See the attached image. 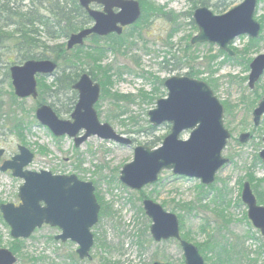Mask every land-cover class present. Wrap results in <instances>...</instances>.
Listing matches in <instances>:
<instances>
[{"label":"rangeland","instance_id":"rangeland-1","mask_svg":"<svg viewBox=\"0 0 264 264\" xmlns=\"http://www.w3.org/2000/svg\"><path fill=\"white\" fill-rule=\"evenodd\" d=\"M148 1L164 12L151 14L145 23L139 24L140 19L126 28L121 36L127 39L125 44L120 48L108 47L97 67L90 68L83 59L73 70L81 75L92 69L100 85L105 78L103 70H108L112 83L104 95L101 92L95 109L102 124H109L117 134L133 141L130 147L98 137H91L76 147L70 137H55L36 118L40 98L22 100L14 93L10 68L26 61H21L13 38L8 37L0 47V149L6 152L4 159L17 154L18 147L24 146L35 156L28 168L30 171L75 175L82 182L92 183L96 197L101 200L99 222L92 229L94 246L89 260L79 258L76 243L57 241L55 238L61 231L50 226L36 230L29 239H13L0 211V248L11 251L18 259L17 264H185L178 240H154L150 231L152 221L143 206L146 199L181 217V236L188 234L185 241L197 248L213 239L231 250L235 264H264V236L249 220L248 207L241 199L250 173L255 178L254 185L264 195V163L257 159L264 149V115L256 127L253 117L254 109L264 100V75L254 89L249 87L250 65L259 55H264V0H259L255 14V20L262 26L260 38H237L229 47L234 57L217 44H191L199 33L193 15L202 7L201 0ZM207 1L206 7L216 16L225 15L244 2ZM23 5L28 6V2ZM93 25L92 21L87 28ZM5 30L9 34L13 32L12 28ZM109 37L101 38V44H108ZM68 39L42 41L49 47L65 45L67 49ZM251 41L256 44L252 45ZM95 46L89 38L80 48ZM77 50L78 47L67 49V54L73 55ZM38 51L45 49L40 47ZM49 60L58 65L57 72L53 77H39L38 90L39 82L44 80L41 85L45 105L54 103L60 119L70 120L73 110L66 111L62 106L67 96L63 91L57 95L52 93L59 88L56 79L63 74V62L56 57ZM178 76L205 82L224 106L225 128L231 138L223 157L230 163L218 173L212 188L202 185L200 180L164 171L158 184L141 191L132 190L120 181L122 168L133 161L136 147L149 146L154 141L153 148H158L170 134L171 125L153 127L148 112L156 108L158 100L167 97L162 82ZM116 97H126V100L114 101ZM247 132L253 134V139L241 144L239 138ZM189 137L190 131L181 134L182 140ZM22 185L23 180L0 170V205H18ZM220 191L222 197H218ZM187 205L191 211L186 210ZM102 208L108 214L104 211L101 215ZM15 247L19 251H13ZM211 260L214 262L204 259L205 264H216L214 255Z\"/></svg>","mask_w":264,"mask_h":264},{"label":"water","instance_id":"water-1","mask_svg":"<svg viewBox=\"0 0 264 264\" xmlns=\"http://www.w3.org/2000/svg\"><path fill=\"white\" fill-rule=\"evenodd\" d=\"M92 4L103 7L102 11L92 9ZM79 5L93 20L91 28L72 34L67 49L84 46L91 36L107 37L122 35L124 29L137 23L142 8L135 0H79ZM258 0H245L241 5L222 16H216L208 7L198 8L193 16L199 33L191 44H217L221 50L234 56L230 45L240 36L250 39L260 37L262 26L255 20ZM2 38L0 37V46ZM58 65L52 60H29L21 66H12L10 76L14 92L19 99L38 98V80L53 77ZM264 75V55H259L250 65L249 87L254 89ZM168 94L157 101L156 108L149 111V122L153 127L165 123L171 125L170 134L162 146L153 149L138 146L134 159L126 164L120 175L122 184L132 190L141 191L156 184L164 171L175 176L200 180L210 186L217 174L230 163L223 157L231 134L225 128V109L214 91L205 82L189 77H172L164 82ZM78 93V102L70 120H61L53 108L42 105L36 111L38 122L46 126L57 137L74 139L80 147L91 137L130 147L133 141L114 131L107 123L99 120L96 104L101 97V85L84 73L73 85ZM264 115V100L254 110V124L259 126ZM190 131L188 140L181 134ZM253 139L250 132L241 134L239 142L246 144ZM264 142V136H263ZM19 154L1 167L2 172L12 171L13 177L23 180L19 189L20 204H2L0 211L11 228L15 240L29 239L44 225L58 228L57 241H71L79 248L81 260L91 259L94 246L92 229L99 222L101 206L98 204L95 187L82 182L75 175H54L48 171L32 172L27 168L34 161V154L19 146ZM5 151L0 150V159ZM264 163V149L260 153ZM242 201L248 207V218L264 236V206H260L249 182L244 184ZM146 215L152 220L151 234L157 242L178 240L184 252L185 264H205L199 249L181 237L177 215L167 212L152 200L143 202ZM18 259L8 249L0 248V264H17ZM154 264H163L155 262Z\"/></svg>","mask_w":264,"mask_h":264},{"label":"trees","instance_id":"trees-1","mask_svg":"<svg viewBox=\"0 0 264 264\" xmlns=\"http://www.w3.org/2000/svg\"><path fill=\"white\" fill-rule=\"evenodd\" d=\"M17 1L0 0V36L2 37V44L8 39V37H12L15 47L17 48L18 53H20L21 61L49 60L52 59V57H56V60L63 62V74L56 79L57 87L59 88L52 93L57 95L58 92L63 91L64 95L67 97L62 103V106L66 111L73 110L78 101V94L72 89V86L80 77L79 74H76L73 71L78 67L77 63L82 64V60L85 59L88 61L85 65H88L90 68H93V66L97 67L102 58L106 55V52L109 49L108 47L120 48L125 44L127 39L121 36L111 35V37L106 39L108 40V44H101V38L92 37L91 40L96 45L94 48L87 47L86 49H83L78 47L76 53L68 55L65 45L49 47L47 42H43L42 40L47 39L48 41H55L57 39H68L72 34L86 29L92 23L87 12L80 7L79 1L20 0L21 3L19 4ZM26 1L28 2V6L23 5ZM207 2V0H201L200 3H202V6H206ZM140 4L144 13L139 24L145 23L151 14L164 12L148 0H140ZM10 28L13 29L12 34H9V32L5 30ZM251 44L255 45L256 41H251ZM40 47L45 49V51L39 52L38 50ZM47 51L50 52L48 53ZM103 73L105 78L104 80H101V86L104 95L107 89L106 87L112 83V77L109 75L108 70H103ZM88 74L97 82L98 77L92 69ZM43 81L44 80H41L39 82L38 99L40 98V100L37 102L39 106L46 104L42 98V96L45 95L44 86L41 85ZM49 91H52V88H49ZM116 98L114 101L126 100V97ZM50 105L59 116V109L54 107V103ZM18 126L21 127V124ZM149 146L156 147V142H151ZM257 159L261 162L259 157H257ZM252 174L253 173H250L248 175L247 181L250 182L254 190L258 204L264 205V195L261 194L254 185L253 182L255 178ZM200 188L205 189L204 186H200ZM220 196L222 197V191L218 193V197ZM97 199L98 202L101 203L100 198L97 197ZM190 207L191 206L187 205L186 210L191 211ZM105 210V208H102L101 215H103ZM105 213L108 214L107 211H105ZM179 219L181 222L182 218L180 217ZM182 227L183 224L181 222V231ZM182 237L184 240H188V234H185V236L182 235ZM15 243L17 245L20 244L18 241ZM198 248L206 262L213 261L211 260V257L213 258L214 255L216 264H235L234 258L231 257V250L226 245L214 242L213 239L206 242L204 245L198 246ZM234 249L235 247H233V250ZM13 251H19V247H15Z\"/></svg>","mask_w":264,"mask_h":264},{"label":"flooded vegetation","instance_id":"flooded-vegetation-1","mask_svg":"<svg viewBox=\"0 0 264 264\" xmlns=\"http://www.w3.org/2000/svg\"><path fill=\"white\" fill-rule=\"evenodd\" d=\"M93 8H99V9L101 10L103 7L100 6V5H97V4H93ZM0 150H3V149H0ZM4 151H5V150H4ZM5 154H6V152L4 153V155L2 156V158L0 159V163H1L0 170H1V167L3 166V164H4L5 162H7V161H11L15 156L18 155V153H17V154H15V155L11 156V157L8 158V159H4ZM4 173H10V174L13 176L12 171H7V172H4Z\"/></svg>","mask_w":264,"mask_h":264},{"label":"bare ground","instance_id":"bare-ground-1","mask_svg":"<svg viewBox=\"0 0 264 264\" xmlns=\"http://www.w3.org/2000/svg\"><path fill=\"white\" fill-rule=\"evenodd\" d=\"M0 37H1V36H0ZM1 38H2V37H1ZM91 38H92V37H91ZM1 45H2V43H1ZM0 47H1V46H0ZM28 61H29V60H28ZM26 62H27V61H26ZM26 62H25V63H26Z\"/></svg>","mask_w":264,"mask_h":264}]
</instances>
